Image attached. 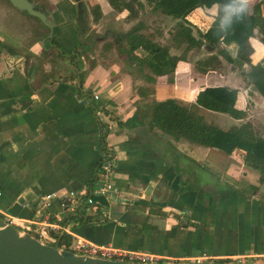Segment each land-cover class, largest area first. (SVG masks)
Here are the masks:
<instances>
[{
  "label": "crops",
  "instance_id": "1",
  "mask_svg": "<svg viewBox=\"0 0 264 264\" xmlns=\"http://www.w3.org/2000/svg\"><path fill=\"white\" fill-rule=\"evenodd\" d=\"M36 1L54 18V45L49 36L34 40L31 28V32L21 30L22 16L17 11L0 10V29L4 28L0 38L16 50L0 43V210L24 227L58 223L64 230L57 233L48 228V234L58 239L68 235L70 242L76 236L101 246L169 259L193 251L212 259L264 257V182L258 171L244 165V152L227 155L184 139L177 141L150 124L156 102L173 99L197 107V95L209 85L180 87L185 83L177 77L184 72L185 62L179 64L175 84L169 80L172 76L155 75L128 57L126 49L109 34L110 43L103 45L98 57L89 53L94 42L90 36L80 38L78 23L83 22L82 14L87 17L89 13L91 31L103 28V18L115 14L108 0H90L93 9L86 7L88 0ZM153 12L166 22L173 20ZM6 14L8 23L4 22ZM200 16L198 9L188 20L200 22ZM16 20L20 21L15 24ZM24 24L28 26V22ZM254 41H259L252 40L256 64L264 61V46L259 42L257 47ZM175 47L172 49H178ZM232 50L236 59L237 51ZM114 52L119 54L116 65L104 59ZM227 63L228 70H209L205 78L210 79L212 73L222 84L210 86L236 90V106L247 117L236 120L223 114L229 120L223 130L252 122L264 139V98L247 82L246 65L239 77L237 61ZM59 71L63 76H78L67 81ZM94 94L100 96L98 101L93 100ZM196 112L218 126L214 118L221 113L201 107ZM104 128L111 132L106 134L105 144L115 157L110 178L115 202L121 207L119 217H104L106 220L89 225L67 220L68 213H73L64 206L67 192H84L93 175H98L93 186L99 181ZM49 195L60 198L47 203L44 200ZM95 211L94 207L88 214ZM149 217L158 219L150 223ZM148 223L156 229H146ZM36 234L43 237L38 229Z\"/></svg>",
  "mask_w": 264,
  "mask_h": 264
},
{
  "label": "trees",
  "instance_id": "2",
  "mask_svg": "<svg viewBox=\"0 0 264 264\" xmlns=\"http://www.w3.org/2000/svg\"><path fill=\"white\" fill-rule=\"evenodd\" d=\"M109 3L117 7L120 2L119 11H128L132 19L138 17L140 9H144L140 0H108ZM148 5L153 11L177 21V31L172 41L173 46H162L152 39L141 34L140 27L126 35L127 54L139 66L146 67L150 72L157 76H172L183 61L182 56L171 54L175 46L181 48L186 45V51L193 49H205L211 58L222 57L229 63H242L248 67L246 79L255 90L264 98V61L253 62L255 48L252 40H258L264 46V1L260 0L254 5L249 3V11L242 17H233L231 22H221L216 19L212 22L206 32H201L190 21L188 17L196 10L216 5L225 6L232 0H148ZM136 6L139 9L136 10ZM99 10V8L97 7ZM139 10V11H138ZM140 26L143 23L140 21ZM56 43L55 39H52ZM116 44V42H115ZM224 44V47L221 45ZM111 48V44L107 46ZM175 47V48H176ZM237 51L236 59L233 58L231 51ZM208 62H199V69L208 72ZM65 80H73L76 74L63 76L64 72H57ZM82 74V73H81ZM82 82V75L79 74ZM238 92L223 86H209L197 95L196 106L205 110L227 114L236 120H243L247 117L246 112L237 108ZM197 107H188L180 104L178 101L168 99L156 102L150 118V124L153 127L163 131L173 139L186 140L192 144L207 148H215L223 151L227 155H232L235 151L244 152V165L260 173V181L264 182V139L259 137L252 124L245 123L239 127H233L225 131L218 126L207 123L203 116H200L196 110ZM106 133L101 134L100 150L103 155H111L105 144ZM96 174V173H95ZM96 175L89 182L86 189L89 193L84 196L90 197V189L96 182ZM102 205L106 203L103 198H96ZM93 206H82L74 213H68L67 220H75L81 224L89 225L91 222H102L106 219L97 209L93 215L88 211ZM4 220V217L0 216ZM53 221V219H50ZM146 229H156V227L147 224ZM40 239L39 236H36ZM60 244H68L71 237L64 235L59 237ZM230 259H214L216 263L229 262Z\"/></svg>",
  "mask_w": 264,
  "mask_h": 264
},
{
  "label": "rangeland",
  "instance_id": "3",
  "mask_svg": "<svg viewBox=\"0 0 264 264\" xmlns=\"http://www.w3.org/2000/svg\"><path fill=\"white\" fill-rule=\"evenodd\" d=\"M143 3L144 9H140L141 11H139L138 14V19H132L131 16H129V12L125 13L124 16H121L119 9H120V2H117V7L111 5L113 11L115 14H107L104 18H103V22L105 24V26H103V28H99L95 31H91V28H89L88 26V19H89V13L86 15L82 14V18L81 20H83V22H79V26H80V32H79V36L82 39H86V37L89 38V36L91 37L92 41L94 42V44H92L90 46V52L91 54H95L96 57H98L99 52L101 51V48L103 47L104 44L110 43L107 40L109 38H107L109 34L110 39L112 38L113 40L116 39L118 43H120L122 45L121 49L125 50L126 49V35L128 33H130L131 31H133L135 28H139L140 27V32L142 35L152 39L153 41L157 42L158 44L162 45V46H170L173 44V37L176 34L177 31V22L174 20H169L168 22L165 21V19L162 20L163 16H161L159 13L153 12L151 7L148 5V0H140ZM260 0H250V4L254 5L255 3H257ZM61 2V1H59ZM109 2V1H108ZM86 7H89L91 9H93L94 7V3L93 1L88 0L87 1V5ZM224 8L225 6L222 5H216L213 6L211 8H207V7H202L199 9V14L201 15L199 17V21L197 22V20L195 18H192L193 20H190V23H192V25H194L197 29H199L201 32L205 31L207 26L212 23L214 20L218 19L221 22L225 23L227 21L224 20V16H225V12H224ZM139 9V7L136 6V10ZM205 18H204V16ZM101 15H99V18L101 19ZM143 19V20H142ZM135 20V21H133ZM140 21L143 23L142 26H140ZM132 22H137V24H134ZM37 28L38 33L40 34V36L46 37V35L48 34V31L46 29H43L41 27V24L39 21H37V19H29L28 21V26L26 24H23L20 26L21 30H26L28 29V32H31L29 29H33V28ZM167 29L162 30V29ZM97 31V32H96ZM25 32V31H24ZM34 40H36V38H33ZM102 41L100 42L98 45H96V41ZM116 42V41H114ZM112 43V42H111ZM257 47H259V42L254 41L253 42ZM221 47H225L224 44L221 45ZM114 48V47H113ZM114 50V49H113ZM119 54H121L120 48L117 49ZM173 50V51H172ZM172 53H178V55L183 57V61L185 62L186 68L185 70L187 72H181L180 75L177 77L179 79H182L180 82H184L185 84H180V87H185L187 84H192L193 87H202V86H206L207 85H221L222 82L219 81L216 77L212 78V76H216L212 73L209 74V76L211 77L210 79L205 78V76L208 74L207 72L201 71L199 69V66L197 65L199 62H208L210 61V64L208 65L209 70L213 71V70H218V71H226L230 68V64H228L225 60H219L218 56L216 55V58H211V55L208 54L206 52L205 49L202 48H197V49H193V50H188L185 52L186 50V45L182 46L181 48L178 49H172ZM264 53V52H263ZM118 53H113L110 54L108 56H105L104 59L107 60V62H111L114 63V65L119 64L120 61L117 58V55H119ZM263 55V54H262ZM85 57H88V55L86 54ZM99 59L101 60L102 58L99 57ZM183 65V64H181ZM236 68H238L236 71V74L241 77V74L243 73V68L244 65L240 62H237L236 64ZM209 72V71H208ZM175 75V74H174ZM174 75H172V77L169 78L171 83L175 84V79H174ZM191 79H194L193 81H191ZM246 87V86H245ZM161 89H163V87H161ZM246 89L249 90L250 94L252 95V97H256L254 90L250 87H247ZM199 113V112H198ZM218 114V113H217ZM219 116H216L214 118V121H216V124L221 127L222 129H227L229 120H227L228 116H225L223 114H218ZM256 119V118H254ZM250 124H252V122H249ZM254 130L256 132V134L259 136L260 135V129L259 126H253ZM104 133H108L110 131H108L107 128L103 129ZM111 133V132H110ZM221 175L223 174V172L220 173ZM121 207L119 205H117V203L115 201H106V203L104 204V207L101 208L102 213H109L110 216H107L106 214H103L106 219H115L118 216V212L119 209ZM149 222L153 223L154 220L155 222L157 221L158 218H151L149 217ZM160 220V219H159ZM161 221H158L157 223H160ZM149 224V223H148ZM161 224V223H160ZM159 224V225H160ZM150 225V224H149ZM146 226V225H145ZM152 226V225H151ZM161 226V225H160ZM155 227V225H154ZM206 258V261H204L202 264H264V257H259L256 258L254 260L248 259L246 257H242V258H238L237 260H235L234 258L231 260H229V262H221V263H216V262H212L210 259H212L209 255H206L205 253H201V254H197L196 252L193 251V253L191 255H184L183 256H179L178 257H174L172 259H177V260H189L191 261L190 263H194L193 259L194 258ZM174 264H185V262H175Z\"/></svg>",
  "mask_w": 264,
  "mask_h": 264
},
{
  "label": "built area",
  "instance_id": "4",
  "mask_svg": "<svg viewBox=\"0 0 264 264\" xmlns=\"http://www.w3.org/2000/svg\"><path fill=\"white\" fill-rule=\"evenodd\" d=\"M100 96L98 94H94L93 100L98 101ZM115 157L113 155H103L102 163L99 167V181L98 183L90 189V197L85 199L89 192L85 190L82 193L68 191L66 200H69L70 205L68 206V211L75 212L78 208L82 206H94L96 210H101L104 205H102L99 201L94 200L96 198H103L106 201H116V192L114 190L110 174L112 173ZM59 195H49L46 197V200L58 199ZM64 206L67 207V203H64ZM110 216L109 213H102ZM0 216L4 217V221L7 224H10L14 227L20 228L26 232L31 233L35 237L37 236V229L39 230V234L43 237H40L39 240L49 243L53 246H59L62 249L73 252L77 255H82L85 257H90L93 259H100L105 261H112L118 263H126V264H174L175 262H185V264H191L189 260H177V259H169L162 256L154 255L147 252L133 251L122 248H117L114 246H101L92 242H89L85 239L74 236V240L68 244L59 245L60 241L58 237H54L48 234L47 229H51L54 232L59 233L64 230L62 226L58 223H49L47 225L35 223L36 228L32 227H24L17 223L16 219L10 217L8 214L0 210ZM106 218V217H105ZM3 220V219H2ZM66 231V230H65ZM67 234V233H66ZM212 262H215L214 259H210ZM231 260V259H230ZM194 263L192 264H202L206 261V258H194Z\"/></svg>",
  "mask_w": 264,
  "mask_h": 264
},
{
  "label": "water",
  "instance_id": "5",
  "mask_svg": "<svg viewBox=\"0 0 264 264\" xmlns=\"http://www.w3.org/2000/svg\"><path fill=\"white\" fill-rule=\"evenodd\" d=\"M20 12L39 20L49 28V39L53 38L54 18L38 9L29 0H10ZM50 203L51 200H44ZM68 206L69 200L66 201ZM0 264H126L93 259L74 254L71 251L53 246L20 228L7 224L0 218Z\"/></svg>",
  "mask_w": 264,
  "mask_h": 264
},
{
  "label": "flooded vegetation",
  "instance_id": "6",
  "mask_svg": "<svg viewBox=\"0 0 264 264\" xmlns=\"http://www.w3.org/2000/svg\"><path fill=\"white\" fill-rule=\"evenodd\" d=\"M29 1H31L34 5H35V7L36 8H38V9H41V6L37 3V1L36 0H29ZM0 10H7L9 13L11 12V11H17L18 13H20L21 14V16H22V19H21V22L20 23H18V21H20V20H16L15 21V24H20V26L21 25H23L24 24V21H26V22H28L29 21V19H33V17H30V16H28L26 13H23V12H20L19 10H17L14 6H13V4L11 3V1L10 0H0ZM16 12V13H17ZM8 17H9V15H8ZM8 17H7V14H6V18H4V22L5 23H8V21H6V20H8ZM35 19V18H34ZM37 21H39V20H37ZM40 22V21H39ZM41 23V22H40ZM2 26H3V24H2ZM4 27V26H3ZM49 29V28H48ZM32 30V32H31V37L32 38H36L37 40H39L40 39V35H39V33L37 32V30H36V28H33V29H31ZM54 32H55V30H54ZM1 33H4V28L3 29H0V34ZM50 35V30H49V32H48V35L46 36V38L48 37ZM1 37V36H0ZM54 38V37H53ZM52 38V39H53ZM52 39H50V40H48L49 41V43H50V45H54V43L52 42ZM0 43H2L7 49H9V50H11L12 52H15L16 50H14L13 48H11V46L8 44V43H6V42H4V41H2L1 40V38H0ZM18 53V52H17ZM21 53V52H20ZM187 225V223L185 222L184 223V226H186Z\"/></svg>",
  "mask_w": 264,
  "mask_h": 264
},
{
  "label": "clouds",
  "instance_id": "7",
  "mask_svg": "<svg viewBox=\"0 0 264 264\" xmlns=\"http://www.w3.org/2000/svg\"><path fill=\"white\" fill-rule=\"evenodd\" d=\"M250 0H232L230 4L225 5L224 20L231 22L233 17H242L249 9Z\"/></svg>",
  "mask_w": 264,
  "mask_h": 264
}]
</instances>
